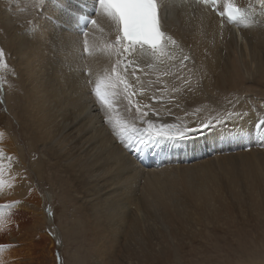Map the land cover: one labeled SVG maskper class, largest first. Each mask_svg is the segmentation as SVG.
Returning <instances> with one entry per match:
<instances>
[{"label": "bare ground", "instance_id": "bare-ground-1", "mask_svg": "<svg viewBox=\"0 0 264 264\" xmlns=\"http://www.w3.org/2000/svg\"><path fill=\"white\" fill-rule=\"evenodd\" d=\"M83 1L45 0L41 5L37 0H0V46L9 55L21 93L14 112L22 130L48 156L45 171L39 166L38 173L44 181L45 172L56 179L61 171L72 194L68 201H80L68 216V226L74 230L78 225L88 235L64 243L88 238L98 254L96 264H110L108 259L115 264L178 259L179 249L172 250L171 245L189 235V229H175L172 235L171 231L185 225L194 212L221 215L211 224L227 225L236 209L264 210L260 0H231L246 13L245 21L234 27H222L219 17L195 1L159 0L163 52L120 56L112 51L117 29L103 13L88 28L90 54L83 51L86 38L74 31ZM117 59L121 68L134 61L125 76L128 97L122 86L109 89L112 106L107 113L129 129H142L147 124L137 117L139 106L148 112L144 119L157 128L172 125L165 130L184 133L186 154L157 169H142L131 152L141 142L142 132H131L129 140L128 134L121 137L117 125L105 121L92 89L98 80H107ZM49 65L59 67L54 77L47 74ZM132 68L137 69L135 76ZM1 109L0 104V127L6 118ZM209 121L210 126L201 127ZM232 138L237 140L234 145L229 143ZM10 141L0 130V155L17 154ZM18 172L16 188L4 183L10 193L17 189L16 197L24 196L27 188ZM0 175L7 176L5 168H0ZM6 204L5 192H0V245L5 246L0 262L26 264L30 257L21 232H16L20 228L4 218L10 203ZM35 227V234L43 232L52 247L62 244L60 233L51 234L37 220Z\"/></svg>", "mask_w": 264, "mask_h": 264}, {"label": "rangeland", "instance_id": "rangeland-1", "mask_svg": "<svg viewBox=\"0 0 264 264\" xmlns=\"http://www.w3.org/2000/svg\"><path fill=\"white\" fill-rule=\"evenodd\" d=\"M0 49L3 48L0 46ZM4 62L6 66L0 65V104L1 113L6 118L0 130L7 133L17 152L9 156L0 155V162L4 163L0 164V168H5L7 172V176L0 175V192H5L7 204L4 206L10 203L4 211V218L12 227L20 228L16 232H21L19 234H21L23 246L26 247V253L30 257L26 264H96L98 254L88 238H85V241L81 240L82 243H64L65 239L72 237L82 239L88 235L82 234L78 225L74 230L68 226L69 217L72 216L70 212L76 209L77 202L80 203V201L79 199L68 201V197L72 194L65 175L61 171L57 173L56 179L48 178V173L45 172L46 179L42 181L38 167L41 166L42 171H45L48 156L45 149L33 143L29 135L22 130V126L20 127L17 112H14V103L18 101L21 93L15 87L18 86L15 84L18 80L9 67L10 58L7 53L4 55ZM58 68V65H49L47 74L54 77ZM230 99L232 98L228 101ZM233 100L236 99L233 98ZM18 171L22 175V181L26 182L27 188L24 196L16 197L17 189L10 193L4 183L13 190L17 184V178L20 177ZM50 176H52L51 172ZM22 201L25 204L24 207V204H20ZM259 210L255 213L250 210L246 212L236 209V212L231 214L227 225L211 224L210 221H214L221 215L211 216L194 212L193 218L185 225H177L171 231L172 235L175 229H181V227L189 229L187 231L189 235H185L183 239L171 245L172 250L179 249V258L171 257L156 262L152 260L143 264H264V210ZM36 220L49 228L47 231L50 230L51 234L60 233L62 244L57 242L52 247L53 244L43 232L36 235L34 232L38 227L37 225L35 227ZM195 245L197 248L194 250ZM106 262L115 264L111 259Z\"/></svg>", "mask_w": 264, "mask_h": 264}, {"label": "snow or ice", "instance_id": "snow-or-ice-1", "mask_svg": "<svg viewBox=\"0 0 264 264\" xmlns=\"http://www.w3.org/2000/svg\"><path fill=\"white\" fill-rule=\"evenodd\" d=\"M37 2L42 5L45 0H37ZM196 2L203 5L216 4V0H196ZM260 3L264 5V0H260ZM224 4V11L218 12V15L224 16L225 13H227L229 21H235L237 18L246 19V13L240 8L235 7L231 0H224ZM93 11H95L96 14L103 13L115 25L118 32L114 45H112V51L115 55L120 56L122 53L135 54L138 51L143 52L149 49L152 51L153 55H156L158 52H163L161 45L162 42L165 41V33L161 31L158 0H95ZM79 21L86 25L91 24L95 26L97 24V21L91 19L90 15H80ZM88 35V31L83 32V36L86 38L83 42V51L90 54L91 49L89 41L87 40ZM167 39L171 38L168 37ZM172 43H175V41H172ZM4 55V50L0 49V65L6 66ZM184 59L186 60L188 58L184 57ZM133 63L134 61L129 60L123 65V68H121V61L117 59L110 69L107 80H98L95 87L92 89L95 99L105 115V121L117 125L121 137L128 134L129 140L132 138L130 133L137 131L143 134L141 138L142 143L148 141L160 142L163 140L182 139L184 137L182 131L177 135H173L165 130L166 128L173 127L172 125H165L157 128L152 120H145L144 118L148 116V112H142L139 106L136 107L137 117L140 119L141 123L147 124V127L142 129L135 127L129 129L123 126L119 120L114 121L112 116L107 113L106 109L112 106L109 100V89L122 86L126 98L128 97L127 89L129 88V84L126 82L125 76L128 74V69ZM148 66L154 68L151 64ZM136 71V68H132V76H135ZM120 72H122L123 75L119 74ZM128 106H132L130 98L128 99ZM215 119L219 120L220 117L217 116ZM210 124L211 121L202 124L201 127H208ZM260 124L264 125V120H261ZM4 247L5 246L0 245V250ZM0 264H2V262H0Z\"/></svg>", "mask_w": 264, "mask_h": 264}]
</instances>
